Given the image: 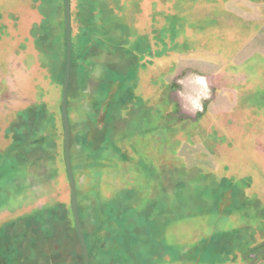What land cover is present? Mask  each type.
<instances>
[{"label": "rangeland", "instance_id": "rangeland-1", "mask_svg": "<svg viewBox=\"0 0 264 264\" xmlns=\"http://www.w3.org/2000/svg\"><path fill=\"white\" fill-rule=\"evenodd\" d=\"M63 16L0 0V264H83ZM71 57L89 264H264V0H71Z\"/></svg>", "mask_w": 264, "mask_h": 264}, {"label": "water", "instance_id": "water-1", "mask_svg": "<svg viewBox=\"0 0 264 264\" xmlns=\"http://www.w3.org/2000/svg\"><path fill=\"white\" fill-rule=\"evenodd\" d=\"M64 34H65V67L64 80L61 92L60 116L63 130V159L69 183L70 207L77 237L81 246L83 264H89V254L83 235L75 191V183L70 159V127L67 116V92L70 79L71 62V0H63Z\"/></svg>", "mask_w": 264, "mask_h": 264}, {"label": "trees", "instance_id": "trees-1", "mask_svg": "<svg viewBox=\"0 0 264 264\" xmlns=\"http://www.w3.org/2000/svg\"><path fill=\"white\" fill-rule=\"evenodd\" d=\"M63 1V0H62ZM64 14V13H63ZM64 17V16H63ZM63 25H64V18H63ZM64 33V32H63ZM63 37H64V53H63V58H64V62H63V79H64V67H65V34L63 35ZM71 66H72V57H71ZM72 68V67H71ZM124 98V97H123ZM125 99V98H124ZM60 118H61V116H60ZM62 132H63V130H62ZM71 208V207H70ZM78 211L80 212V210H79V207H78ZM47 212V211H46ZM72 213V212H71ZM37 214V213H36ZM47 214H49V216L51 215V214H53V212L52 211H48L47 212ZM55 214H57V216H59V214H58V212L56 211V213ZM72 215V214H71ZM60 216H61V214H60ZM72 221H73V217H72ZM81 221V220H80ZM82 223V222H81ZM42 224H44L43 222H42ZM103 225V226H102ZM43 227V226H42ZM102 227H105V225L104 224H101L100 226H98V229L99 230H102ZM46 227L44 226V228H42L43 230H46L45 229ZM73 231L75 232V238H76V240H77V243H79V240H78V237H77V233H76V230H75V226H74V222H73ZM47 234H48V236L49 237H51V238H53V237H55V238H57L55 235H53V233H48L47 231H45ZM59 236H61L60 235V233H59ZM6 237V240H5V242L6 243H8V245L10 244L9 242L11 241V238L9 237V236H5ZM84 237H85V234H84ZM86 240V239H85ZM86 244H87V240H86ZM79 246H80V243H79ZM10 247H13L12 245L10 246ZM18 247V246H17ZM80 248H81V246H80ZM87 249H88V253L90 254V247H89V245L87 244ZM1 252H2V250H1ZM81 254H82V251H81ZM1 255H2V258H6V257H9V259H10V254H4L3 252L1 253ZM90 257V256H89ZM8 259V258H7ZM25 259V264H27V259L26 258H24ZM28 260H29V258H28ZM82 260H83V257H82ZM50 261V264H53L52 263V259H50L49 260ZM48 261V262H49ZM23 260L22 259H20L19 257L18 258H16V261L14 262V264H23ZM83 262V261H82ZM7 264V263H6Z\"/></svg>", "mask_w": 264, "mask_h": 264}]
</instances>
